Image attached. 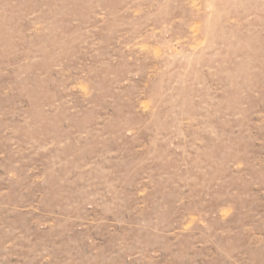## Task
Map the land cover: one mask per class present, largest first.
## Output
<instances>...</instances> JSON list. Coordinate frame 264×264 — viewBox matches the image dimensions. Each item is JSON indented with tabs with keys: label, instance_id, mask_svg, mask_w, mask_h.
I'll return each instance as SVG.
<instances>
[{
	"label": "rangeland",
	"instance_id": "rangeland-1",
	"mask_svg": "<svg viewBox=\"0 0 264 264\" xmlns=\"http://www.w3.org/2000/svg\"><path fill=\"white\" fill-rule=\"evenodd\" d=\"M0 264H264V0H0Z\"/></svg>",
	"mask_w": 264,
	"mask_h": 264
}]
</instances>
